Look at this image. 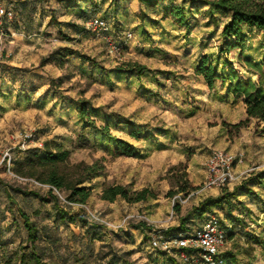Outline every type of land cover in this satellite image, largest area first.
Instances as JSON below:
<instances>
[{"label":"rangeland","instance_id":"rangeland-1","mask_svg":"<svg viewBox=\"0 0 264 264\" xmlns=\"http://www.w3.org/2000/svg\"><path fill=\"white\" fill-rule=\"evenodd\" d=\"M164 2L181 5L186 24L164 17L163 4L147 8L139 0H0L14 11L0 26L2 264H20L23 254L32 264L19 209L36 227L37 253L47 264H200L152 249L150 230L172 235L202 225L207 210L197 191L209 190L206 162L213 150L242 153L234 168L246 163L251 168L258 159L264 163V123L228 126L247 119L244 103L221 102L219 92L209 94L196 73L206 57L220 69L226 61L241 76L260 79L245 67L247 59L263 64L264 81V36L245 28L246 41L232 48L221 36L228 21L222 13L208 14L200 1ZM91 15L110 21L122 44L120 55H110L104 41L86 31ZM129 32L133 38L127 40ZM81 99L90 102L88 118L98 127L108 125L135 147L134 155L116 154L114 144L82 120ZM25 132L52 148L69 149L72 165L101 168L87 183L92 193L80 211L66 202L64 191L54 189L60 205L81 217L62 221L52 204L41 201L48 186L14 173L15 161L34 148V141L21 139ZM111 185L130 193L146 190L148 198L102 200L104 187ZM244 219L220 250L224 264H264V220Z\"/></svg>","mask_w":264,"mask_h":264},{"label":"trees","instance_id":"trees-1","mask_svg":"<svg viewBox=\"0 0 264 264\" xmlns=\"http://www.w3.org/2000/svg\"><path fill=\"white\" fill-rule=\"evenodd\" d=\"M164 1L165 0H139L140 4L147 8H156L159 4H163L162 9L164 17L171 16L180 24H186L184 21V8L181 5L172 2L165 3ZM189 1H200L203 5L209 7L207 10L208 14L212 15L214 11H217L228 18V21L222 27L221 36L232 41V43H227V45L232 48H238L246 41L247 33L245 32V28L255 29L264 36V0ZM93 16L96 15H91L88 19ZM244 64L249 71L259 75L260 79L253 80L241 76L239 71L234 68L231 63L226 61L224 62L222 69H220L218 64L211 63L206 57L202 58L196 69L197 75L204 78L209 89L212 90L216 81L220 80L226 85L228 93H231L235 98L243 101L247 119L237 124L228 125L235 129L245 127L250 120L264 123L263 64L247 59ZM89 105L90 102L85 99H81L78 102L77 111L82 120L88 126L101 132L102 140L113 143L116 154L125 156L134 155L135 147L114 136L108 125L98 127L94 120L88 118ZM43 148L44 153L41 154L39 150H42ZM43 148L27 149L26 157L15 161L14 173L20 178L32 179L41 185L48 186L47 192L40 197L41 201L45 204H52L59 219L72 222L77 216H82L80 212L77 211H80L81 207L86 205L92 193L91 189L87 186V183H89L91 178L100 176L101 168L97 167L96 164L87 165L84 162L72 165L70 162L71 151L63 148L61 145H55V147L52 148L50 143H44ZM54 189L57 191H64L66 193V202L69 205L77 206L78 210L76 211L75 209L62 207ZM21 194L37 195L32 191H21ZM119 197L131 203L142 202L147 200L148 191L143 190L130 193L122 185H111L104 187L101 194L102 200L111 203L115 202ZM225 198L226 196H223L219 199L212 200L211 203L220 204ZM19 213L28 233L27 241L30 244L29 248L32 254V264H47L42 261V258L37 253V229L31 223L30 216L22 209H19ZM39 213L38 210L35 211L36 215ZM182 228H184V224H182ZM174 253L176 254L177 252L175 251ZM222 258L224 261L225 259L223 256ZM28 262V257L23 254L20 264H28Z\"/></svg>","mask_w":264,"mask_h":264},{"label":"built area","instance_id":"built-area-1","mask_svg":"<svg viewBox=\"0 0 264 264\" xmlns=\"http://www.w3.org/2000/svg\"><path fill=\"white\" fill-rule=\"evenodd\" d=\"M14 11L0 4V26L3 20H12ZM86 31L105 43L110 55H120L122 44L113 37V28L107 18L96 15L85 22ZM133 38L132 33L126 34V39ZM0 56V61H1ZM23 142H33L35 134L25 132L21 134ZM25 146V145H23ZM44 143L34 141V148L42 149ZM29 148V147H28ZM243 154H235L225 150H213L206 162L207 179L205 186L209 189L222 188L233 179V170L236 163L243 161ZM150 245L152 249L160 251H176L181 261L193 263L199 260L200 264H224L221 248L227 241L228 229L222 225L220 218L213 214L202 225L195 229L182 230L176 234L167 235L164 231L150 230ZM0 264H2L0 262Z\"/></svg>","mask_w":264,"mask_h":264},{"label":"crops","instance_id":"crops-1","mask_svg":"<svg viewBox=\"0 0 264 264\" xmlns=\"http://www.w3.org/2000/svg\"><path fill=\"white\" fill-rule=\"evenodd\" d=\"M197 76L202 78L203 85L208 88L204 78ZM208 90L209 94L217 90L219 92L217 98L221 102L242 101L228 93L226 85L220 80L216 81L212 90L209 88ZM259 161L260 159L251 168H248L249 163L244 166H236L233 170V179L225 190L212 188L197 191L198 194L201 193V196H203L202 199H199L202 202V209L207 210L204 221L215 214L220 218L222 225L228 229V234L229 231H231L230 234H234L237 227L245 225V216L247 219H251L253 224L264 220V163ZM223 196H226V198L222 203H211L212 200ZM229 256L234 259L235 255L229 253Z\"/></svg>","mask_w":264,"mask_h":264}]
</instances>
